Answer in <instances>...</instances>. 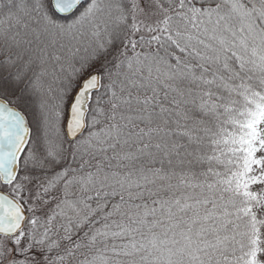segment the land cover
<instances>
[{
    "label": "snow or ice",
    "instance_id": "snow-or-ice-1",
    "mask_svg": "<svg viewBox=\"0 0 264 264\" xmlns=\"http://www.w3.org/2000/svg\"><path fill=\"white\" fill-rule=\"evenodd\" d=\"M0 264H264V0H0Z\"/></svg>",
    "mask_w": 264,
    "mask_h": 264
}]
</instances>
